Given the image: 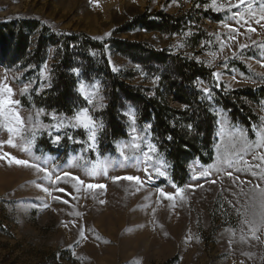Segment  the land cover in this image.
Returning <instances> with one entry per match:
<instances>
[{
  "label": "rangeland",
  "instance_id": "obj_1",
  "mask_svg": "<svg viewBox=\"0 0 264 264\" xmlns=\"http://www.w3.org/2000/svg\"><path fill=\"white\" fill-rule=\"evenodd\" d=\"M237 4L239 0H0V24L31 20L59 36H87L102 46L90 53L98 65L105 58L109 70L127 83L150 95L158 89L171 108L184 105L167 92L160 66L145 54L123 55L114 42L139 43L166 58L194 60L206 69L195 84L216 117L211 160L192 159L187 182L178 186L151 122L141 123L128 100L120 108L127 134L111 152L103 150L107 91L101 77L73 68L79 69V75L72 72L83 104L66 114L35 100L51 86L54 47L40 65L0 64V85L13 89L26 129L23 139L12 137L13 146L7 143L10 133L0 128V264H264V146L255 147L258 133H264V97L248 101L258 116L250 129L233 121L217 101L218 91L264 88V0ZM157 12L182 16L179 33L124 30L134 18ZM83 108L97 126L92 148L89 133L70 126V118ZM61 119L63 126L55 127ZM33 126L38 129L34 139ZM56 135L58 143L53 142ZM137 135L142 142L133 140ZM134 142L142 144V151L129 146ZM148 144L156 151L145 162L142 152ZM13 157L29 164H17ZM32 164L47 168L51 178Z\"/></svg>",
  "mask_w": 264,
  "mask_h": 264
},
{
  "label": "trees",
  "instance_id": "obj_2",
  "mask_svg": "<svg viewBox=\"0 0 264 264\" xmlns=\"http://www.w3.org/2000/svg\"><path fill=\"white\" fill-rule=\"evenodd\" d=\"M183 24L182 16L157 12L152 16L143 14L134 18L124 30L139 27L146 31L174 34L179 33ZM114 45L125 56L145 54L149 61L157 63L167 92L184 108H171L161 100L158 89L150 95L145 88L127 83L121 75L109 70L105 58H101L98 65L90 53L102 46L87 36H82V39L78 35L59 36L47 26L31 20L0 24V64L40 65L51 47L56 50L51 86L35 97L37 105L71 114L83 104L75 91L73 68H81L88 77H101L107 91L103 115L105 129L101 134L103 150L111 152L114 142L126 136L127 124L120 108L122 102L128 100L137 107L141 123L151 122L154 139L170 162L172 181L182 186L189 177L188 163L192 159L207 163L212 158L216 117L195 84L196 79L206 76V69L188 58H166L164 53L145 49L139 43L115 41ZM263 97L264 88L245 87L229 94L217 92L218 103L229 110L231 119L248 129L258 120L248 101L259 102Z\"/></svg>",
  "mask_w": 264,
  "mask_h": 264
},
{
  "label": "snow or ice",
  "instance_id": "obj_3",
  "mask_svg": "<svg viewBox=\"0 0 264 264\" xmlns=\"http://www.w3.org/2000/svg\"><path fill=\"white\" fill-rule=\"evenodd\" d=\"M245 0H239V4L236 5V7H239L240 5L244 4ZM213 4H215V0H213ZM235 15H239V13H235ZM261 19L264 20V15L261 16ZM243 47V46H242ZM75 74L79 75V69H73L72 70ZM214 76H216L217 78L219 77V73H214ZM26 90V89H25ZM79 90L81 93H85V85L81 84L79 86ZM204 92H208V89H203ZM14 95L13 89L8 85V84H3L0 85V117L3 118V123H0V128L6 130L8 133H10V137L9 140L7 141L8 144H12L13 146H15L13 144V136H20L23 139V133L24 131H26V129H24L23 124V118L20 116L19 111L16 110L15 106L19 105V101L18 100H13L12 96ZM87 95V94H86ZM89 103H92L91 100L88 101ZM43 111V110H40ZM39 115V112L37 113V116ZM52 118L53 119H57L56 114L53 113L52 114ZM30 120H32V117H29ZM134 119V118H133ZM72 121H74V123H72ZM63 126V119L60 120V122L55 125V127H61ZM70 126L72 127H80L85 129L89 135H88V141H89V147H95L96 146V124L93 121L91 115L89 114V111L87 108H83L78 110L75 115L70 118ZM150 127V125H149ZM190 127V126H189ZM36 131H38V129L33 126L32 130H31V135L33 137V139L35 138V133ZM133 131H135V129H133ZM241 135H243V133H241ZM259 135V141L255 142V147H261L264 146V133H258ZM61 137L59 135H56L54 138V143H58L60 141ZM143 137L140 136H134L133 140L134 141H143ZM31 144V141H28L27 144L24 147V150L27 151L28 150V146ZM131 148H133L134 150L137 151H142V144L140 142H134L131 145H129ZM147 151H143L142 155L145 159V162H147L148 160L151 159V153L156 151V148L154 145L148 144L147 145ZM261 159H264V156L260 157ZM125 159H128V157H125ZM12 160L17 163V164H22V165H28L29 161H25V160H17L15 157L12 158ZM32 167L37 168L39 171H42L45 173V178L46 179H50L51 178V174L49 173V170L47 168L41 167L40 164H32ZM94 171V170H93ZM157 173L161 176H164L165 173L163 171H161L160 169H156ZM207 171H205L204 173H201V175H207ZM65 176L70 175L69 173H64ZM76 179H79L78 177ZM114 179H120V178H114ZM125 179H129V180H137L139 181L138 177H125ZM56 180L59 181L60 177L57 176ZM81 183H83V181H81ZM89 188H95V187H103V185H88ZM44 191H48L46 188L44 189ZM59 191L63 192L64 189H59ZM180 190L178 189V192ZM162 195L167 196L169 199H172L173 196L171 194H167V193H162Z\"/></svg>",
  "mask_w": 264,
  "mask_h": 264
}]
</instances>
